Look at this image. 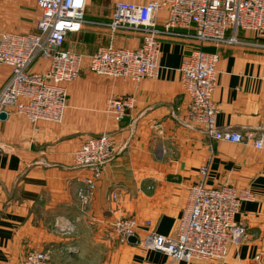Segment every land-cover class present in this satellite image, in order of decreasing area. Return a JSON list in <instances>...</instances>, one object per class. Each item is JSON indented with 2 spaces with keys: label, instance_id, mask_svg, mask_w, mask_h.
I'll use <instances>...</instances> for the list:
<instances>
[{
  "label": "crops",
  "instance_id": "1",
  "mask_svg": "<svg viewBox=\"0 0 264 264\" xmlns=\"http://www.w3.org/2000/svg\"><path fill=\"white\" fill-rule=\"evenodd\" d=\"M115 1L86 0L82 29L62 42L61 48L80 55L82 63L77 78L66 86L60 121L31 124L12 109L0 119V264H18L26 252L41 250L56 264H264V31L239 29L237 43L204 47L218 56L211 95L219 105L215 124L244 134L252 131L263 140L262 148L217 141L210 152L197 127H183L172 118L181 114L178 67L188 58L192 40L161 38L154 77L132 82L87 70L86 57L96 47L139 44L133 33L119 31L110 38L103 23ZM38 16L35 0H0V35L35 33ZM47 65L39 54L28 71L43 72ZM8 74L9 68L0 64V88ZM123 96L133 97V108L116 123L103 105L107 98ZM103 133L114 137L119 152L104 165L89 204L82 208L75 189L89 174L73 167L71 154L87 137ZM202 165L204 186L226 184L250 194L233 216L245 236L227 245L223 259L172 262L163 253L114 236L112 221L130 217L136 221L137 239L146 232L171 238ZM66 223L73 226L70 234L58 231Z\"/></svg>",
  "mask_w": 264,
  "mask_h": 264
},
{
  "label": "built area",
  "instance_id": "2",
  "mask_svg": "<svg viewBox=\"0 0 264 264\" xmlns=\"http://www.w3.org/2000/svg\"><path fill=\"white\" fill-rule=\"evenodd\" d=\"M86 0H35L39 16L35 33L3 32L0 35V64L9 68L8 79L0 88V113L12 109L31 124L38 121L59 122L66 104V86L77 78L81 56L63 50L62 42L71 32H79L85 22ZM164 14L163 16L161 14ZM110 38L116 32H128L139 37L131 48L100 45L87 55L86 68L95 76L140 81L154 77L158 71L160 39L183 38L193 41L188 58L178 67L183 90L178 110L172 118L181 126L197 127L212 143L249 142L262 148L263 140L254 132L240 133L219 128L214 121L218 104L211 101L216 84V52L206 46L237 43L239 29L264 31V0H148L144 3L116 0L106 23ZM48 61L43 72L28 71L37 55ZM264 80V66L261 69ZM131 96L107 98L103 111L118 123L133 108ZM3 148L0 145V152ZM119 152L113 136L104 134L87 137L71 154L73 167L84 169L87 177L76 187L79 206L91 200L104 165ZM199 181L189 186L185 205L174 235L170 237L146 232L135 236L136 221L130 217L116 218L110 224L120 241L135 237L144 250L158 251L170 261H216L226 256L227 245L239 243L245 236L241 223L234 221L240 201L250 197L248 191L236 192L226 184L206 187L202 183L205 166L198 169ZM111 199L117 194L112 193ZM148 225V223H146ZM62 234L73 232L69 223L57 226ZM18 264H56L47 251H28Z\"/></svg>",
  "mask_w": 264,
  "mask_h": 264
},
{
  "label": "water",
  "instance_id": "3",
  "mask_svg": "<svg viewBox=\"0 0 264 264\" xmlns=\"http://www.w3.org/2000/svg\"><path fill=\"white\" fill-rule=\"evenodd\" d=\"M5 117H6V114L0 113V119L1 120H4ZM127 241L130 242V243H135L136 238L135 237H129V238H127Z\"/></svg>",
  "mask_w": 264,
  "mask_h": 264
}]
</instances>
